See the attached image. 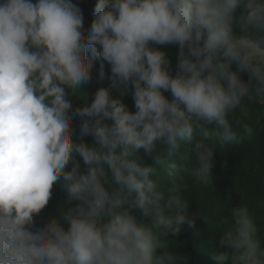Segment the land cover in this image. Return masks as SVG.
Wrapping results in <instances>:
<instances>
[{
  "label": "clouds",
  "instance_id": "1",
  "mask_svg": "<svg viewBox=\"0 0 264 264\" xmlns=\"http://www.w3.org/2000/svg\"><path fill=\"white\" fill-rule=\"evenodd\" d=\"M93 16L86 29L73 0H0V264H187L160 250L189 219L188 184L165 189L159 170L178 173L190 145L184 171L207 186L217 145L252 134L231 117L264 105V0H97ZM90 58L110 84L89 101ZM56 184L70 206L37 226ZM232 212L215 264H264L249 207Z\"/></svg>",
  "mask_w": 264,
  "mask_h": 264
},
{
  "label": "trees",
  "instance_id": "2",
  "mask_svg": "<svg viewBox=\"0 0 264 264\" xmlns=\"http://www.w3.org/2000/svg\"><path fill=\"white\" fill-rule=\"evenodd\" d=\"M73 3H78L85 12V28H89L94 19L93 13L97 0H73ZM159 47L169 54L174 67L177 62L179 46L164 45ZM92 61L94 62L93 80L87 86L89 101L98 88L107 87L110 84L107 78L103 81L97 80L100 61ZM105 69L110 75V65L106 64ZM242 78L248 79V74H242ZM165 94L171 99L170 93ZM81 95L86 99V93H81ZM111 95L114 98H122L129 109L135 111L130 92L121 97L120 93L113 89ZM83 103L84 101L77 97L73 107L83 106ZM231 118L249 123L253 132L248 135L240 131L241 141L239 144L217 145L207 186H196L194 178L184 171L193 165L190 145H183L180 155L171 161L177 165L178 173L169 169L167 165L159 170L157 179L165 189L170 186L177 174L183 175L188 184L185 196L189 200V219L179 234H169L165 237L169 243L160 250L161 252L172 251L185 256L187 264H215L212 257L220 247V235L223 229L235 222L232 209L240 204H247L261 235L264 236V105L259 102L246 101ZM79 124V118L74 119L73 127L76 129L74 138H79ZM92 139L91 136L84 137V140L89 143L92 142ZM141 155L144 156L145 163L153 162L143 149ZM81 167H84L82 162ZM69 206L67 193L59 184H56L49 204L34 218L37 226L50 220L60 207L67 208ZM133 211L135 212V210ZM136 214L138 219L143 218L141 214ZM65 227H68L66 223ZM226 264H231V261L229 260Z\"/></svg>",
  "mask_w": 264,
  "mask_h": 264
},
{
  "label": "rangeland",
  "instance_id": "3",
  "mask_svg": "<svg viewBox=\"0 0 264 264\" xmlns=\"http://www.w3.org/2000/svg\"><path fill=\"white\" fill-rule=\"evenodd\" d=\"M90 62L92 63V65L94 66V62L90 59Z\"/></svg>",
  "mask_w": 264,
  "mask_h": 264
}]
</instances>
